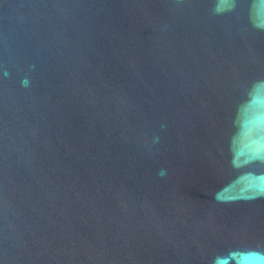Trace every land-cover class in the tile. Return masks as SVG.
<instances>
[{
    "label": "water",
    "instance_id": "1",
    "mask_svg": "<svg viewBox=\"0 0 264 264\" xmlns=\"http://www.w3.org/2000/svg\"><path fill=\"white\" fill-rule=\"evenodd\" d=\"M0 264H264V0H0Z\"/></svg>",
    "mask_w": 264,
    "mask_h": 264
}]
</instances>
